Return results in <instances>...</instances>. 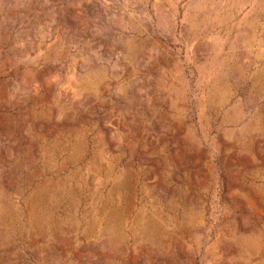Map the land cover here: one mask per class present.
I'll use <instances>...</instances> for the list:
<instances>
[{
  "label": "rangeland",
  "instance_id": "374dc122",
  "mask_svg": "<svg viewBox=\"0 0 264 264\" xmlns=\"http://www.w3.org/2000/svg\"><path fill=\"white\" fill-rule=\"evenodd\" d=\"M0 264H264V0H0Z\"/></svg>",
  "mask_w": 264,
  "mask_h": 264
}]
</instances>
